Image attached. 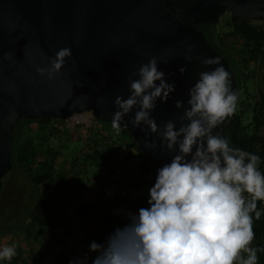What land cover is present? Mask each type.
Segmentation results:
<instances>
[{
    "label": "water",
    "instance_id": "water-1",
    "mask_svg": "<svg viewBox=\"0 0 264 264\" xmlns=\"http://www.w3.org/2000/svg\"><path fill=\"white\" fill-rule=\"evenodd\" d=\"M225 12L264 20V0H0V189L11 168L17 121H62L90 112L96 121L111 123L115 98L130 94L129 75L152 57L167 82L175 84L170 98L163 103L157 99L151 112L159 130L169 120L180 126L188 89L200 72L217 66L202 65L205 57L219 58L236 92L230 67L202 32ZM62 48H70L72 55L59 73L51 80L40 76L36 67H49L50 58ZM177 100L184 102L181 109L175 108ZM137 110L124 117V129L156 175L176 153L162 148L159 135L148 133L144 125L132 126ZM225 124L226 119L218 131L226 138Z\"/></svg>",
    "mask_w": 264,
    "mask_h": 264
},
{
    "label": "clouds",
    "instance_id": "clouds-1",
    "mask_svg": "<svg viewBox=\"0 0 264 264\" xmlns=\"http://www.w3.org/2000/svg\"><path fill=\"white\" fill-rule=\"evenodd\" d=\"M71 55L70 48L59 49L49 67L35 71L54 79ZM201 64L217 66L200 72L188 89L178 128L169 120L159 130L151 116L157 99L166 102L175 91L156 57L129 75L128 97L115 98L111 127L117 135L127 127L124 117L136 108L132 126L144 125L148 133L159 135L162 148L176 154L157 169L148 190V206L135 214L125 212L126 224L116 227L105 241L89 243L88 251L96 254L91 264H258V249L251 245L255 238L252 214L260 219L257 201H264L260 157L231 147L218 131L235 113L238 95L219 58L205 57ZM185 70L179 69L181 74ZM183 105L175 101L176 109ZM16 255V245L0 247V261ZM69 264H88V256Z\"/></svg>",
    "mask_w": 264,
    "mask_h": 264
},
{
    "label": "trees",
    "instance_id": "trees-1",
    "mask_svg": "<svg viewBox=\"0 0 264 264\" xmlns=\"http://www.w3.org/2000/svg\"><path fill=\"white\" fill-rule=\"evenodd\" d=\"M202 32L224 58L235 78L238 103L235 113L226 119V139L231 147L258 155V169L264 174V25L227 12L226 16L220 15L216 23L204 27ZM55 122L58 121L46 117L21 119L15 123L10 144L11 168L17 166L33 185L44 188L36 195L27 215L30 225L37 227L38 234L33 240L36 243L43 241L40 232L44 228L63 226L64 233L56 238L57 243H61L54 255L55 264H69L70 252L62 246V241L72 235L67 228L71 222L62 209L69 190L70 171L58 167L63 155L71 153L70 170L75 174L81 172L77 162L82 168H88L94 178L106 171L114 179L113 174L117 171L123 178L121 185L125 184L133 191L124 201V213L148 206V190L156 175L132 134L124 128L117 135L111 123L96 121V127L88 129L83 136L76 129L55 127ZM257 210L261 217L256 220L252 214L255 238L251 246L258 249V264H264V201H257ZM98 219L100 221L91 219L92 224L100 228L88 233L87 240L109 236L118 225L112 210L98 215ZM53 235L46 242L51 247L50 252H53V244L56 245ZM44 258L42 252L25 257L17 250L12 260L0 261V264H44Z\"/></svg>",
    "mask_w": 264,
    "mask_h": 264
},
{
    "label": "rangeland",
    "instance_id": "rangeland-1",
    "mask_svg": "<svg viewBox=\"0 0 264 264\" xmlns=\"http://www.w3.org/2000/svg\"><path fill=\"white\" fill-rule=\"evenodd\" d=\"M226 14L227 12L222 15L226 16ZM80 128L81 126L77 125L75 129L80 133ZM70 160L71 153L68 152L58 163L59 168L65 169L67 172L70 171L68 172L69 190L65 196L62 210L70 219L71 226L69 225L67 228L71 230L72 235L62 241V246L67 247V251L70 252L69 260L82 259L87 254L91 264V260L96 254L88 251L89 243L92 241L103 242L108 237V235H101L98 239L93 237L87 240L88 233L100 228L97 224H92L91 219L98 221V215L112 210L118 220L117 227L123 226L128 222L124 215V201L130 197L129 195L133 191L127 185H121L123 178L117 171L113 174L114 179H111L106 171H102L101 175L94 178L91 171H87L88 168H82L80 162H77V168L81 172L75 174L70 170ZM2 184L0 192V247L14 244L16 252L21 250L25 257L35 256L42 252L45 254L44 264H55L54 255L57 252L56 249H60L61 243H57L56 238L62 236L64 227L58 225L42 229L40 233L44 236L43 241L36 243L33 236L38 234L37 227L31 226L27 219L36 195L44 190L43 186L33 185L26 173L15 165L4 176ZM136 212L132 211L133 214ZM52 235L56 245L53 244V252H50L51 247L46 242L51 239Z\"/></svg>",
    "mask_w": 264,
    "mask_h": 264
},
{
    "label": "built area",
    "instance_id": "built-area-1",
    "mask_svg": "<svg viewBox=\"0 0 264 264\" xmlns=\"http://www.w3.org/2000/svg\"><path fill=\"white\" fill-rule=\"evenodd\" d=\"M254 22L264 25V20ZM77 125L81 126L80 133L81 135L85 136L88 132V129L96 127V120L93 118L90 112H84L81 114H74L65 120L54 123L55 127L67 128L70 131H73Z\"/></svg>",
    "mask_w": 264,
    "mask_h": 264
},
{
    "label": "flooded vegetation",
    "instance_id": "flooded-vegetation-1",
    "mask_svg": "<svg viewBox=\"0 0 264 264\" xmlns=\"http://www.w3.org/2000/svg\"><path fill=\"white\" fill-rule=\"evenodd\" d=\"M3 186V185H2ZM2 188L0 189V192H1Z\"/></svg>",
    "mask_w": 264,
    "mask_h": 264
}]
</instances>
